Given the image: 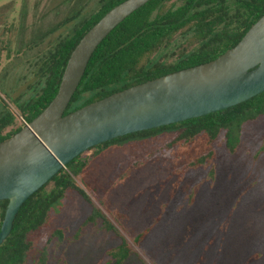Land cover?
Returning a JSON list of instances; mask_svg holds the SVG:
<instances>
[{
    "label": "rangeland",
    "instance_id": "rangeland-1",
    "mask_svg": "<svg viewBox=\"0 0 264 264\" xmlns=\"http://www.w3.org/2000/svg\"><path fill=\"white\" fill-rule=\"evenodd\" d=\"M98 2L0 0V109L3 98L15 116L12 126H23L16 107L42 85L41 59ZM213 149V165L189 170L175 190L165 179L172 163L164 161L109 187L125 160L146 156L150 147H113L96 157L83 181L106 195L107 206L99 205L106 220L87 219L91 205L71 192L47 228L48 264H107L106 250L119 235L133 244V235L149 224L124 264H264V116L243 126L232 151L220 138ZM200 151L198 142L181 152L176 167Z\"/></svg>",
    "mask_w": 264,
    "mask_h": 264
},
{
    "label": "trees",
    "instance_id": "trees-1",
    "mask_svg": "<svg viewBox=\"0 0 264 264\" xmlns=\"http://www.w3.org/2000/svg\"><path fill=\"white\" fill-rule=\"evenodd\" d=\"M121 1L99 0L94 11L48 50L40 61V89L16 107L23 122H29L54 97L69 54L82 35ZM263 13L264 0H150L124 18L97 45L65 112L134 84L212 60L234 46ZM1 103L0 141L22 127L12 126L15 116L5 99ZM260 116H264V91L224 109L128 133L88 148L21 204L10 233L0 244V264H48L47 228L71 192L79 193L91 205L87 219L98 215L106 220L99 206H107L106 195H97L83 176L91 162L110 148L152 149L144 157L125 160L124 169L109 185L111 189L130 181L143 168H161L164 161L175 165L167 166L171 173L165 177L175 190L189 170L213 165V145L218 138L232 151L243 126ZM198 142L203 151L176 167L179 154ZM89 151L92 152L88 154ZM78 180L88 191L77 185ZM7 202L0 200V225ZM152 225L137 231L133 244L119 235L116 245L106 250L107 264H124L135 251L133 245H139ZM54 232L61 234L60 228H54Z\"/></svg>",
    "mask_w": 264,
    "mask_h": 264
},
{
    "label": "water",
    "instance_id": "water-1",
    "mask_svg": "<svg viewBox=\"0 0 264 264\" xmlns=\"http://www.w3.org/2000/svg\"><path fill=\"white\" fill-rule=\"evenodd\" d=\"M150 0H123L69 54L54 97L0 141V244L21 204L88 148L110 139L224 109L264 91V13L216 58L134 84L65 112L90 56L124 18Z\"/></svg>",
    "mask_w": 264,
    "mask_h": 264
}]
</instances>
